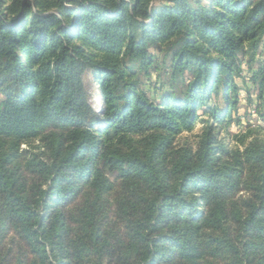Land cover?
I'll use <instances>...</instances> for the list:
<instances>
[{
  "label": "trees",
  "instance_id": "trees-1",
  "mask_svg": "<svg viewBox=\"0 0 264 264\" xmlns=\"http://www.w3.org/2000/svg\"><path fill=\"white\" fill-rule=\"evenodd\" d=\"M262 45L264 0H0V264H264V134L218 135L244 61L264 98ZM200 111L217 125L178 144Z\"/></svg>",
  "mask_w": 264,
  "mask_h": 264
},
{
  "label": "rangeland",
  "instance_id": "rangeland-1",
  "mask_svg": "<svg viewBox=\"0 0 264 264\" xmlns=\"http://www.w3.org/2000/svg\"><path fill=\"white\" fill-rule=\"evenodd\" d=\"M151 51L155 54L157 59L163 57V55H161L156 49L152 48ZM262 51L264 52V45H262L261 47V52ZM261 59H263V57ZM258 68V63L252 66V69H249L246 61L243 62L242 77L236 78V83L239 86L240 91L238 94L239 102L237 110L233 112L231 118L233 123L231 126L227 127L225 123L229 120L228 119L226 121H223V124H221L218 128V135L221 140L225 141L226 143H230L234 146L237 145V147L240 149H244V147H242V144L239 143L241 139H246V143H249L252 141L253 138L264 134V108L262 106V103H264V98L261 99L259 97L258 91L256 90L255 86L251 83V78L254 72L258 70ZM82 78L86 87L88 99L99 113L103 106V101L100 98L101 96L99 92V87L97 86L93 71L88 67L83 68ZM157 81L158 80L156 78V73H154L151 81L146 83L144 87L152 100L161 102L164 91L163 89H165V87L160 84H157ZM221 96L222 95H214L210 102V106L215 107L218 105V107L224 108L225 102L222 100ZM2 99L3 97L0 96V103ZM95 100L97 102H95ZM200 115L202 116L197 121L192 131H183L181 134H179V136L177 137V142L179 141L178 144H183L184 141H186L188 142V144H190V146L192 144L193 146H195L197 141L200 140V136L204 133L203 130L207 125H211L212 127L214 125H217L211 114L205 115L203 114V111H200ZM238 119H240L239 123ZM64 131H66V128L61 125H59L56 129H41L36 138L29 141L28 144L25 143L21 145V155L13 167L19 172H21L23 177L31 178L32 181H35L36 179V183L40 182L42 177L37 173L26 171L25 165L31 159V157H38L39 154L43 152V149H39L42 145L43 139L55 132L59 133ZM9 141V139L0 138V148L2 147V145L4 146V148L8 147L7 142ZM108 174L109 173L107 172V175ZM110 179L113 180L114 176H110ZM80 198H77L76 201H78ZM11 236L13 237L14 234L12 233Z\"/></svg>",
  "mask_w": 264,
  "mask_h": 264
},
{
  "label": "water",
  "instance_id": "water-1",
  "mask_svg": "<svg viewBox=\"0 0 264 264\" xmlns=\"http://www.w3.org/2000/svg\"><path fill=\"white\" fill-rule=\"evenodd\" d=\"M104 110H105V103L103 102V106H102L101 110L99 111V113L103 114Z\"/></svg>",
  "mask_w": 264,
  "mask_h": 264
},
{
  "label": "bare ground",
  "instance_id": "bare-ground-1",
  "mask_svg": "<svg viewBox=\"0 0 264 264\" xmlns=\"http://www.w3.org/2000/svg\"><path fill=\"white\" fill-rule=\"evenodd\" d=\"M95 102H97L96 100H95ZM100 102V101H99ZM101 104V103H100Z\"/></svg>",
  "mask_w": 264,
  "mask_h": 264
}]
</instances>
